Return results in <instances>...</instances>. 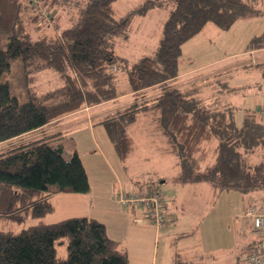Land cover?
Returning <instances> with one entry per match:
<instances>
[{
    "label": "trees",
    "instance_id": "1",
    "mask_svg": "<svg viewBox=\"0 0 264 264\" xmlns=\"http://www.w3.org/2000/svg\"><path fill=\"white\" fill-rule=\"evenodd\" d=\"M115 1L0 0V143L117 97L121 73L133 91L166 83L179 74L184 43L206 23L229 29L241 17L264 13V0H173L155 50L131 63L116 45L154 0L119 17ZM51 7L68 14L67 25L59 27ZM45 14L58 30L46 31ZM49 70L61 80L50 89L42 78ZM141 115L175 156L182 181H207L243 193L264 188V160L250 158L264 145V119L256 110L246 111L238 125L234 107L218 96L209 101L197 88L167 87L99 121L121 160L134 150L130 128ZM50 137L0 151V218H38L20 231L0 229V264H129L126 249L109 236L104 222L83 215L44 219L54 210L57 193L91 189L79 153L66 157Z\"/></svg>",
    "mask_w": 264,
    "mask_h": 264
},
{
    "label": "crops",
    "instance_id": "2",
    "mask_svg": "<svg viewBox=\"0 0 264 264\" xmlns=\"http://www.w3.org/2000/svg\"><path fill=\"white\" fill-rule=\"evenodd\" d=\"M253 17L255 16L241 17L229 29H226L227 32L225 33H234L237 26H244L242 29L244 32L239 40L236 38L232 40L229 38V34L225 38L216 24L212 22L206 23L199 33L184 43L183 56L187 58L180 60L179 74L166 83L133 91L126 77L129 86L125 88L124 92H119L118 83L117 97L96 105H85L81 109L65 114L40 128L1 142L0 145L10 142L20 144L52 135L50 137L51 143L54 145L61 144L66 157H70L74 151L79 153L89 177L90 191L87 193H57L53 197L54 210L46 215L45 220L53 222L74 215L98 219L105 223L109 236L126 249L129 264L144 263L142 261L144 260V247L139 242L143 239L144 234L147 235L145 227L148 226L149 219L146 220L147 218L143 216L142 208L134 207L131 204L124 205L117 200L118 193L125 190L123 178L118 168L120 165L128 168V164H124V162L136 150V138L131 131L135 123L130 128L135 140L134 150L126 160H121L105 127L99 123L105 116L112 114L107 113L102 107L113 101H120L127 96L144 94L142 97L140 96L141 102L161 94L167 87L178 90L186 88L181 91L197 88L200 94H202L203 89H206L205 87H208L210 91L207 95H202L203 97L210 101L218 96L222 103H228L235 108L229 94L239 92L247 86H252L253 83L258 84V79L249 84H232L229 80L234 70L232 66L220 71L216 70L213 74L206 77L199 74L196 78H193V75L196 72H203V69L208 66L233 59L242 63V69L248 68L250 65L260 67L261 64L263 66L264 31L261 34L258 33V20ZM205 34L208 37L202 40L201 37ZM213 34L219 35L218 39L222 35V44L224 43L227 50L220 56L214 55L215 53L212 54V51H215L212 48V43H215ZM253 38L257 39L252 45ZM190 41L193 42V49L185 54L184 52H186ZM236 41L239 43L238 48L235 47ZM193 55H198V58L199 55L201 56L198 63L194 66L184 65L183 61L184 63L187 62V59L189 57L192 58ZM261 73L260 77L264 78V70ZM223 83H226L228 88ZM188 85L190 87H187ZM229 87L234 89L228 91ZM256 109L247 108L246 111ZM67 139L71 141L68 144ZM164 149L162 153H167L173 157L177 164L175 156L169 153L166 148ZM256 156L258 158L261 156V158L257 160ZM250 158L254 162L264 160V145L251 153ZM206 183L203 184L205 185L204 189L208 193L211 192L212 198L210 196L204 204L199 202L195 204L194 208H188L185 201L179 203V209L192 211V217L188 219L183 218V215L177 217L174 205L164 202L165 212L171 218L168 223L181 220L180 225L188 230L180 231L178 222L170 228L167 223V226H165L167 228L163 226L164 229L162 227L158 228L153 224V230L155 231L154 248L157 242V235L161 231L165 237L172 236V239H175V233L176 236L182 239L179 241L181 245H178L177 249L171 247L172 249L169 253L170 264H175L177 258L185 262L184 264H248L246 259L247 248L253 243L256 235L254 234L253 221L245 215V210L248 205L254 203L248 195L249 193L253 194L255 190L243 193L235 189H217L210 182L206 181ZM189 184L194 185L193 182H189ZM195 191L196 189L193 190L194 193ZM185 236L189 240L183 242V237Z\"/></svg>",
    "mask_w": 264,
    "mask_h": 264
},
{
    "label": "rangeland",
    "instance_id": "3",
    "mask_svg": "<svg viewBox=\"0 0 264 264\" xmlns=\"http://www.w3.org/2000/svg\"><path fill=\"white\" fill-rule=\"evenodd\" d=\"M144 1L145 0H116L114 2L116 16L119 17L125 15L128 11L139 6ZM173 6V0H154V4L149 8L146 14L135 16L130 35L119 40L115 48L116 52L128 57L131 63L137 61L143 55L152 53L155 50L162 35L163 23ZM262 6L264 10V4ZM259 7H261V5ZM43 9L45 8L43 7ZM49 10L48 11L51 13V16H56L59 19V27H63L68 24V14L66 12L61 11L62 13L59 15L60 11L54 10L53 7L49 8ZM251 16H255L253 18L258 20L257 31L259 34H261L264 31V13L262 15L259 13ZM30 24L32 25V23ZM45 25L47 26L46 31L48 32L59 29L53 19L50 23L48 20V23H45ZM243 27L244 26L240 25L237 26L234 31L235 35L233 32L225 33L227 32L226 29H222L220 27L218 28L220 32L224 34L225 38L229 34V38L232 40L234 38L239 40L240 36H242L244 32L242 30ZM203 37H201L202 40H205L207 39L208 35L205 34ZM213 37L215 43H212V48H214L215 51H212V54L215 53L214 55L220 56L226 50L224 43L222 44V35L220 39H218L219 35L217 34H213ZM191 42L192 41L188 43L186 52H184L185 54L193 49V42ZM235 47H239L238 41H236ZM197 56L198 55H193L192 58L189 57L187 62L184 63L183 61V64L189 66L196 65L199 58L201 57L200 55L199 58ZM184 58L187 57L183 56L181 59ZM241 64L242 63L240 61L233 59L217 63L213 66H208L203 69V72H196L193 75V78H196L199 74L206 77L213 74L216 70L220 71L221 69H224L228 66H232L234 70L232 75L229 77L230 83L249 84L255 79H258V84L253 83L252 86H247L246 88L241 89L239 92L229 94V97L233 100L235 105V121L238 125L242 124L244 113L247 108L256 109L258 107H264V78L260 77V74H262L261 71L264 70V65L261 66L260 64V67L250 65L252 67L248 66V68L242 69ZM48 72L49 74L47 76L44 75V77H42L43 81L45 80L44 86L49 89L59 86L61 84V80L58 73L53 70H49ZM128 86L129 84L125 74L121 73L119 92H124L125 88ZM187 87H190V85ZM205 88L206 89L202 90L201 95L205 96L209 93L210 88ZM184 89L186 88H181V90ZM143 95L144 94L127 96L120 101L118 100L108 103L102 108L106 110L107 113H113L134 103L140 102V96L142 97ZM131 131L136 138L135 153L126 162H124V164H128V168L122 167L121 165L118 168L124 182L125 190L123 191L125 193H141L142 191L148 192L150 190L155 192L158 191L165 203L174 205L177 217L181 215H183V218L185 219L192 217V211L189 209L187 211L179 209V203L181 201H185L188 208H194L196 203L201 202L204 204V202L208 200L210 196V198H212L211 192L208 193L204 189L205 185L203 184H205L206 181L193 183L194 185H191L189 182H184L180 179V167L175 163L173 157L167 153H162L163 150H165L164 140L158 132L153 130V123L148 117L141 115L131 128ZM66 141L67 144L71 142L68 139ZM16 144H13V142L1 144L0 151H4L10 148V146H14ZM260 158L256 156L257 160ZM194 189H196L195 193L193 192ZM248 196L252 198L254 203L264 204V188H258L253 194L249 193ZM45 218L46 216L44 219ZM37 220L38 218L32 216H28L24 220L0 218V229L20 231L21 229L35 223ZM177 222L179 224L180 231L188 230L186 227L180 225L181 220L171 221L168 223L169 228ZM147 224V228L145 227V232L147 235L144 234L143 239L139 242V244L144 247V260H142L144 263L142 264H170L169 253L172 248L177 249L178 245H181L179 241L182 238L180 239V237L176 236L175 233V239H172V236L165 237L161 231V233L157 235V242L154 248V225L151 220H148ZM165 226H167V224ZM165 226L164 228H167ZM164 228L162 227V229ZM183 239V242L189 240L187 236L183 237ZM65 252V247L59 248L60 254H65Z\"/></svg>",
    "mask_w": 264,
    "mask_h": 264
},
{
    "label": "built area",
    "instance_id": "4",
    "mask_svg": "<svg viewBox=\"0 0 264 264\" xmlns=\"http://www.w3.org/2000/svg\"><path fill=\"white\" fill-rule=\"evenodd\" d=\"M45 14L43 20L48 21ZM256 113L264 119V107L256 109ZM117 200L124 204L140 207L143 210V216L161 228L165 226L171 218L166 214L164 199L159 192L148 191L141 193H125L120 191ZM245 215L252 219L254 224V234L256 238L247 248L246 259L248 264H264V204L252 203L246 207Z\"/></svg>",
    "mask_w": 264,
    "mask_h": 264
}]
</instances>
